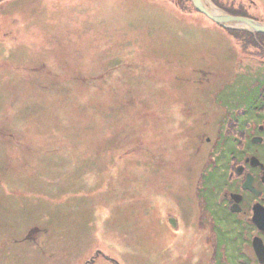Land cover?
Segmentation results:
<instances>
[{"label": "rangeland", "instance_id": "obj_1", "mask_svg": "<svg viewBox=\"0 0 264 264\" xmlns=\"http://www.w3.org/2000/svg\"><path fill=\"white\" fill-rule=\"evenodd\" d=\"M203 2L264 25V0ZM236 26L191 0H0V264H229L201 174L261 95L264 33Z\"/></svg>", "mask_w": 264, "mask_h": 264}, {"label": "flooded vegetation", "instance_id": "obj_2", "mask_svg": "<svg viewBox=\"0 0 264 264\" xmlns=\"http://www.w3.org/2000/svg\"><path fill=\"white\" fill-rule=\"evenodd\" d=\"M259 90L260 97L247 95L242 103H231L232 114L223 117V143L210 154L217 159L202 166L203 208L209 211L205 235L207 240L220 236L221 254L226 253L229 264H264V81Z\"/></svg>", "mask_w": 264, "mask_h": 264}, {"label": "water", "instance_id": "obj_3", "mask_svg": "<svg viewBox=\"0 0 264 264\" xmlns=\"http://www.w3.org/2000/svg\"><path fill=\"white\" fill-rule=\"evenodd\" d=\"M194 7L202 14H204L207 18L212 20L214 23L226 27V28H234L239 25L238 28H248L250 30H255L257 32L264 33V25L255 21L252 18L246 16H234L225 13H213L208 6L202 0H191ZM242 25V26H241Z\"/></svg>", "mask_w": 264, "mask_h": 264}, {"label": "trees", "instance_id": "obj_4", "mask_svg": "<svg viewBox=\"0 0 264 264\" xmlns=\"http://www.w3.org/2000/svg\"><path fill=\"white\" fill-rule=\"evenodd\" d=\"M228 32H233V30H231V29H229V30H227ZM244 33V32H243ZM231 34V33H230ZM234 34V35H233ZM245 34V33H244ZM247 35L249 34L248 32L246 33ZM232 36H234L235 38H242V37H244V36H242L241 35V32H239V31H236V30H234V33H232L231 34ZM250 35V34H249ZM257 35L258 36H256V37H259V36H263L262 34H260V33H257Z\"/></svg>", "mask_w": 264, "mask_h": 264}, {"label": "bare ground", "instance_id": "obj_5", "mask_svg": "<svg viewBox=\"0 0 264 264\" xmlns=\"http://www.w3.org/2000/svg\"><path fill=\"white\" fill-rule=\"evenodd\" d=\"M203 1V0H202ZM205 3V2H204ZM208 6V8L213 12V13H218V14H220L221 12L218 10V9H216L215 7H213L212 5H207Z\"/></svg>", "mask_w": 264, "mask_h": 264}]
</instances>
